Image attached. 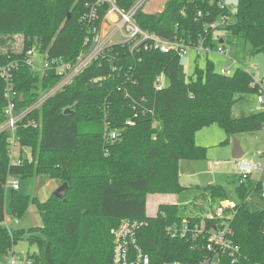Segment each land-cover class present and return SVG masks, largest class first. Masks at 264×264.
<instances>
[{
    "label": "trees",
    "instance_id": "16d2710c",
    "mask_svg": "<svg viewBox=\"0 0 264 264\" xmlns=\"http://www.w3.org/2000/svg\"><path fill=\"white\" fill-rule=\"evenodd\" d=\"M97 0H0V38L22 36L24 49L17 54H0V65L22 57L35 48L49 58L74 63L85 50L87 27L79 23L85 5ZM127 12L137 0H112ZM108 5L97 8L99 17ZM68 15L70 16L68 18ZM226 18L216 30L244 40L249 55H264V0H237L235 12L220 0H166L161 12L139 11L133 22L142 31L164 40L203 41L212 50L225 41L214 40L211 26ZM233 22L227 25V19ZM98 22L94 24L97 25ZM129 44L114 46L106 57L93 61L74 81L51 97L40 112L27 120H40L33 130L20 125L19 144L28 148L32 162L23 159L12 165L8 155V132L0 135V253L6 254L27 235L37 252L31 264H112L110 231L122 220L146 222L138 232V243L150 264L178 262L199 264L214 257L218 264H264V210L251 209V192L263 194V185L253 178L235 188L237 201L226 209L231 215L232 242L238 247L237 262L206 249V233L216 223L210 215H184L176 205L160 204L154 217L146 215L149 195H180L179 164L206 159V148L196 145L197 133L216 125L230 137L260 131L264 111L236 118L233 107L241 95L255 94L251 75L238 68L230 76L215 71L205 56L200 68L197 56L186 82L178 78L180 57L175 53H129ZM164 75L168 87L154 88ZM57 78H41L23 64L14 78V89L22 97L19 106L32 103L38 91L48 90ZM264 83V78L262 79ZM4 84L0 80V125L5 124ZM68 110L67 114L64 112ZM131 121L133 125H126ZM117 131L115 141L106 142V131ZM43 176L67 184L63 199L51 195L45 202L35 196L11 192L9 208L20 220L32 206L40 215L41 227L8 229L5 220V186L11 177ZM214 208L229 200L223 186H208ZM203 207V205H197ZM198 211V210H197ZM203 228L193 238L172 239L166 229ZM12 252V251H11Z\"/></svg>",
    "mask_w": 264,
    "mask_h": 264
},
{
    "label": "built area",
    "instance_id": "2783aa9c",
    "mask_svg": "<svg viewBox=\"0 0 264 264\" xmlns=\"http://www.w3.org/2000/svg\"><path fill=\"white\" fill-rule=\"evenodd\" d=\"M148 2L149 0H137L127 12L117 9L112 0H97L94 5H85L86 10L79 20L81 25L87 27V36L83 42L85 50L80 53L74 63L66 62L59 58H49L47 53H40L35 48H31L26 50L22 57L15 58L6 65H0V80L4 84V98L6 100V105L3 109L6 122L0 125V135L5 131L8 132V155L12 165H21L23 159L29 163L32 162V155L29 149L22 147L18 142L16 136L18 127L25 125L33 130H39L41 128L40 120L26 121L28 116L40 112L51 97L70 85L93 61L110 54L112 47L129 44L128 51L130 54L134 51L137 53L155 51L165 54L173 52L182 58L192 50L197 56L215 52L220 56L228 57L225 47L222 46H218L212 50L209 46L204 45L203 41H199L196 44L185 43L179 39L168 41L140 30L133 22V17L137 12L142 11V8ZM102 5H108V9L102 17H99L97 8ZM111 15H115L120 21L111 20ZM222 20V24H224L226 18L223 17ZM96 22L98 23L94 26ZM105 22L108 24L107 27H104ZM216 27L214 25L211 26L213 30H216ZM20 64L25 65L32 72L39 74L41 78L48 79L50 73L54 74L57 78L53 86L44 92L40 89L35 100L24 107L19 106L22 97L18 96L14 89L15 73ZM257 71L258 68L253 66V73L250 74V86L256 89V100L262 105L261 110L264 111V83L262 79L256 78ZM226 73L227 69L220 72L222 75H226ZM164 77V75H159L155 79L154 88L156 91L165 88L162 86ZM126 125L131 126L133 124L131 121H127ZM117 135L118 132L115 130L106 131L104 139L106 142H113L116 140ZM255 158L253 160L244 158L236 161L233 160L240 183H244L253 175L260 176L264 173V152H258ZM217 164L215 162L212 163V167H216ZM256 181L259 182V179ZM5 188L17 191L19 185L16 180L9 178ZM262 195L264 197V193ZM231 207L232 205L220 204L214 208L212 214L209 216L216 223L206 233V249L210 253L228 255L231 258V263H235L237 262L239 249L233 244L231 239L232 231L229 224L231 215L227 216L225 213L226 209ZM146 225V222L143 221L125 219L120 222L118 227L110 231L113 241L112 264H150L148 256L143 252L138 243V232ZM166 233L172 239L185 238L188 233L193 238H196L197 235L203 233V228L194 227L190 229L188 224L183 222L180 228L174 225L167 228ZM8 264H15V262L11 260ZM163 264L182 263L171 262ZM199 264H218V261L212 257L206 258Z\"/></svg>",
    "mask_w": 264,
    "mask_h": 264
},
{
    "label": "rangeland",
    "instance_id": "374dc122",
    "mask_svg": "<svg viewBox=\"0 0 264 264\" xmlns=\"http://www.w3.org/2000/svg\"><path fill=\"white\" fill-rule=\"evenodd\" d=\"M233 13L236 10L237 0H220ZM166 0H149L142 8L147 14L159 13L162 11ZM111 20L120 21L115 15L110 16ZM233 22L232 17L227 19V25ZM223 23L222 18H218L215 27ZM108 24L105 22L104 27ZM213 30V29H212ZM214 40L222 39L225 41L224 46L228 57L220 56L215 52L207 55H201L198 60L200 68L204 67L205 56L212 62L216 72L220 73L227 69L226 76H230L238 68L248 74H252V67L258 68L256 72L257 79L264 78V55H249L248 46L241 38H236L224 30H213ZM24 39L22 36H13L10 38H0V54L12 53L17 54L24 49ZM196 54L190 50L188 54L180 59L178 68V78L184 82L192 73ZM235 63H234V62ZM169 80L164 77L162 81L163 87H168ZM262 109L256 100V94L241 95L237 98L233 107V116L236 118L246 117L258 110ZM227 139L226 134L216 125L199 131L195 137L196 145L206 148V159L202 161H183L179 165L180 182L186 187L176 198L171 195H149L146 198V215L154 217L157 206L160 204H171L175 201V205L180 210H185L184 215H200L205 217L213 212L214 208H207L209 203L208 186H223L228 192L229 200L222 204L233 205L237 201L235 188L239 185L240 179L236 172L234 162L231 158L233 152V139L240 143L244 152V159H256L258 152L264 151V129L255 132L240 133L230 137L227 144H222ZM218 163L216 167H212V163ZM263 162V161H260ZM16 180L19 185V194L23 196H35L39 202H45L54 191L61 186L55 180L47 179L43 176H33L32 178L11 177ZM264 186V173L257 176L258 180ZM12 190L5 189V217L8 222L15 224V219L11 215L9 201ZM264 193V187H263ZM248 204L251 209L264 210V197L259 191L251 192L247 197ZM203 207H197V205ZM30 211L17 221H20L17 229L28 230L30 228L41 227L42 222L38 212L32 207ZM198 210V211H197ZM12 251V252H11ZM6 254L0 253V264H8L13 260L15 264H31L30 256L37 252L34 245H29L27 235H25L17 244Z\"/></svg>",
    "mask_w": 264,
    "mask_h": 264
},
{
    "label": "water",
    "instance_id": "95a60500",
    "mask_svg": "<svg viewBox=\"0 0 264 264\" xmlns=\"http://www.w3.org/2000/svg\"><path fill=\"white\" fill-rule=\"evenodd\" d=\"M70 16L68 15V18ZM223 41L220 40V44L222 43ZM69 111L66 110L64 112V114H67ZM244 157V152L243 150L241 149V146H240V143L236 140L233 139V152H232V160L236 161V160H240L241 158ZM67 190V184H62L61 186H59L53 193V196L57 199H63L64 197V194Z\"/></svg>",
    "mask_w": 264,
    "mask_h": 264
},
{
    "label": "crops",
    "instance_id": "0c3cea01",
    "mask_svg": "<svg viewBox=\"0 0 264 264\" xmlns=\"http://www.w3.org/2000/svg\"><path fill=\"white\" fill-rule=\"evenodd\" d=\"M221 41H223V40H221ZM223 43V42H222ZM221 43V44H222ZM196 54V53H195ZM196 57H197V55H196ZM261 152H264V151H261ZM180 165V164H179ZM251 178H253L254 180L257 178V175H253ZM179 182H180V176H179ZM180 184L182 185V186H184L181 182H180ZM185 187V186H184ZM186 188V187H185ZM19 190V189H18ZM17 190V191H18ZM51 195H53V194H51ZM171 196H173V197H175L176 198V196L175 195H171ZM171 205H175V201H173V202H171ZM31 210V208H29L28 209V211H30ZM19 222L20 221H17V220H15V224H13V223H11V222H8V220L6 219V217H5V220H4V225H5V227H7L8 229H13V230H16L17 228V226H18V224H19Z\"/></svg>",
    "mask_w": 264,
    "mask_h": 264
}]
</instances>
